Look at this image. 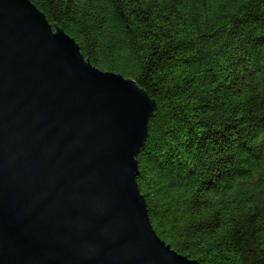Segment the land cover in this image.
<instances>
[{"label": "trees", "instance_id": "1", "mask_svg": "<svg viewBox=\"0 0 264 264\" xmlns=\"http://www.w3.org/2000/svg\"><path fill=\"white\" fill-rule=\"evenodd\" d=\"M156 107L136 159L149 221L203 264H264V0H31Z\"/></svg>", "mask_w": 264, "mask_h": 264}, {"label": "water", "instance_id": "2", "mask_svg": "<svg viewBox=\"0 0 264 264\" xmlns=\"http://www.w3.org/2000/svg\"><path fill=\"white\" fill-rule=\"evenodd\" d=\"M155 107L31 0H0V264H203L155 232L138 188Z\"/></svg>", "mask_w": 264, "mask_h": 264}]
</instances>
